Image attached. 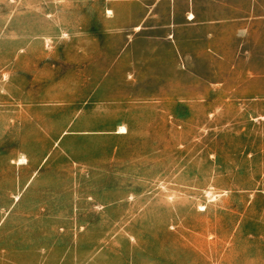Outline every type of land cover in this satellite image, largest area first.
Returning <instances> with one entry per match:
<instances>
[{"label":"rangeland","instance_id":"1","mask_svg":"<svg viewBox=\"0 0 264 264\" xmlns=\"http://www.w3.org/2000/svg\"><path fill=\"white\" fill-rule=\"evenodd\" d=\"M144 11L0 0V264H264V96L160 88Z\"/></svg>","mask_w":264,"mask_h":264},{"label":"crops","instance_id":"2","mask_svg":"<svg viewBox=\"0 0 264 264\" xmlns=\"http://www.w3.org/2000/svg\"><path fill=\"white\" fill-rule=\"evenodd\" d=\"M144 7L141 18L129 17L132 32L144 28L152 41V58H161L158 43L164 46V85L162 89H244L264 96V3L260 0H139ZM109 4V3H108ZM122 4V3H119ZM118 3L107 5L116 9ZM214 54L216 56H214ZM206 64L234 67L242 75L237 85H227L215 77L202 78L197 58ZM212 61V63L210 62ZM180 63L182 66H180ZM175 74L167 77L168 71ZM171 79V80H170ZM254 80H256L254 82ZM254 83H256L254 85ZM29 167L24 185L40 172L41 163L32 165L24 158L14 162Z\"/></svg>","mask_w":264,"mask_h":264},{"label":"bare ground","instance_id":"3","mask_svg":"<svg viewBox=\"0 0 264 264\" xmlns=\"http://www.w3.org/2000/svg\"><path fill=\"white\" fill-rule=\"evenodd\" d=\"M118 132H119V133H124V132H126L125 127H124V126H120Z\"/></svg>","mask_w":264,"mask_h":264}]
</instances>
